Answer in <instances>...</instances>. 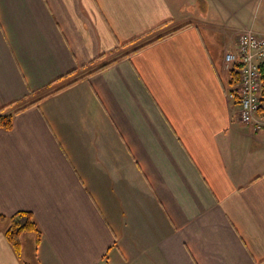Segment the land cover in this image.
I'll list each match as a JSON object with an SVG mask.
<instances>
[{
    "label": "crops",
    "instance_id": "1",
    "mask_svg": "<svg viewBox=\"0 0 264 264\" xmlns=\"http://www.w3.org/2000/svg\"><path fill=\"white\" fill-rule=\"evenodd\" d=\"M245 30L264 0H0V111L49 93L0 128V264H264V128L224 61Z\"/></svg>",
    "mask_w": 264,
    "mask_h": 264
},
{
    "label": "built area",
    "instance_id": "2",
    "mask_svg": "<svg viewBox=\"0 0 264 264\" xmlns=\"http://www.w3.org/2000/svg\"><path fill=\"white\" fill-rule=\"evenodd\" d=\"M237 47V53L227 52L224 61L227 66L240 64L239 84L235 90L240 120L252 124L254 129H261L264 128V108L259 66L264 62V34L245 30L238 35Z\"/></svg>",
    "mask_w": 264,
    "mask_h": 264
},
{
    "label": "trees",
    "instance_id": "3",
    "mask_svg": "<svg viewBox=\"0 0 264 264\" xmlns=\"http://www.w3.org/2000/svg\"><path fill=\"white\" fill-rule=\"evenodd\" d=\"M187 24L181 26L180 28L186 26ZM178 28L173 29L172 31H169L165 34H162L160 36H157L156 38H154L153 40H150L149 42L143 43L135 48H132L131 50H129L127 53H131L133 51L138 50L139 48L143 47L144 45L160 39L164 36H167L171 33H173L174 31H176ZM127 53H125L124 55H126ZM108 63L105 64H101L100 66H98L96 69L102 68L105 65H107ZM240 64L237 63L236 65H234V67H232L229 71V78H230V82L232 85H234L233 90L235 89V85H237V83L239 82V68ZM90 72V71H89ZM260 73H261V100L264 102V69H263V64L260 65ZM76 81V79H71L70 81H67L65 83H63V85L57 87L56 89H54L51 92H55L58 91L60 89H63L67 86H69L70 84L74 83ZM49 93H46L45 95L30 101L24 105H21L19 107H17L16 109H14L12 112H1L0 111V128L1 129H5V130H9L12 127V119H13V114L18 112L19 110L34 104L36 101H38L40 98L48 95ZM1 217H5L2 214H0V218ZM10 219V223L8 225V227L5 229L4 231V236L6 238V240L9 242V244L11 245V247L13 248V250L18 254L19 250H20V236L22 233L24 232H31L34 235L35 238V244L37 245L40 241L41 238V231L36 223V221L34 220V217L32 215L31 212L29 211H19L16 212L15 214L9 216Z\"/></svg>",
    "mask_w": 264,
    "mask_h": 264
},
{
    "label": "water",
    "instance_id": "4",
    "mask_svg": "<svg viewBox=\"0 0 264 264\" xmlns=\"http://www.w3.org/2000/svg\"><path fill=\"white\" fill-rule=\"evenodd\" d=\"M263 69H264V65H263Z\"/></svg>",
    "mask_w": 264,
    "mask_h": 264
}]
</instances>
